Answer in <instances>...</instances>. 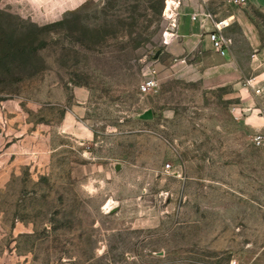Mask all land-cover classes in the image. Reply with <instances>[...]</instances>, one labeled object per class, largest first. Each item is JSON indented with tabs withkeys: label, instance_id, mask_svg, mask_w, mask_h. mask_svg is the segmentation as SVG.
<instances>
[{
	"label": "rangeland",
	"instance_id": "rangeland-1",
	"mask_svg": "<svg viewBox=\"0 0 264 264\" xmlns=\"http://www.w3.org/2000/svg\"><path fill=\"white\" fill-rule=\"evenodd\" d=\"M176 1L0 0V264H264V0Z\"/></svg>",
	"mask_w": 264,
	"mask_h": 264
},
{
	"label": "built area",
	"instance_id": "built-area-1",
	"mask_svg": "<svg viewBox=\"0 0 264 264\" xmlns=\"http://www.w3.org/2000/svg\"><path fill=\"white\" fill-rule=\"evenodd\" d=\"M165 1H166L165 17L169 20L170 23L166 26L167 28L164 33V41L165 43L169 44L175 39L176 34L174 32V28H175L174 26L176 25L177 15L179 11L176 0H165ZM230 1H232L234 4H239L240 1H245V0H230ZM199 16L201 18L202 24L203 21L205 22L210 21L212 23L211 26H213V28L209 29L207 33L211 40L214 51L216 50L218 53L222 55H226L228 53V50L230 49L231 39L224 31L225 26H220L219 25L220 21L216 20L214 18V15L209 11L198 12L192 15L193 18ZM201 26L205 27L204 24ZM157 85H158V81L156 80L154 75L148 74L147 76H145L142 83L140 84V88L142 91H149L151 89H155ZM256 140L258 141V143H260L261 136L256 135ZM170 165H171L170 163L167 164L168 167H170ZM231 264H238V262L234 260Z\"/></svg>",
	"mask_w": 264,
	"mask_h": 264
},
{
	"label": "crops",
	"instance_id": "crops-1",
	"mask_svg": "<svg viewBox=\"0 0 264 264\" xmlns=\"http://www.w3.org/2000/svg\"><path fill=\"white\" fill-rule=\"evenodd\" d=\"M207 11H209V9ZM209 12H211V11H209ZM227 19L229 20V18H223L222 20L225 21ZM184 22L185 23L182 25L183 30H184V28H188V30L192 29L193 33L195 32V34H196L195 36L194 35L189 36L188 42L190 41L191 47H197L198 45H201V44L205 45V47H209V46L212 47V43H211V40H210L209 36L208 35H206V36L204 35L203 28L201 26L202 25V21H201L200 16L196 17V18H193L192 16L189 15ZM211 24L212 23H208V25L204 24V26L207 29H211V28H213V26H211ZM223 56L226 57L227 55H222V57Z\"/></svg>",
	"mask_w": 264,
	"mask_h": 264
},
{
	"label": "water",
	"instance_id": "water-1",
	"mask_svg": "<svg viewBox=\"0 0 264 264\" xmlns=\"http://www.w3.org/2000/svg\"><path fill=\"white\" fill-rule=\"evenodd\" d=\"M155 56L157 57L158 56V53L157 52H155ZM150 110L148 109V110H145L144 112H142L141 114H140V116H142V117H150Z\"/></svg>",
	"mask_w": 264,
	"mask_h": 264
},
{
	"label": "bare ground",
	"instance_id": "bare-ground-1",
	"mask_svg": "<svg viewBox=\"0 0 264 264\" xmlns=\"http://www.w3.org/2000/svg\"><path fill=\"white\" fill-rule=\"evenodd\" d=\"M222 22H223V21H220L219 25H220V26H226V25H222Z\"/></svg>",
	"mask_w": 264,
	"mask_h": 264
}]
</instances>
